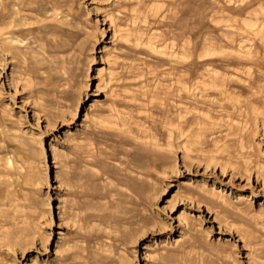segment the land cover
Segmentation results:
<instances>
[{"label":"rangeland","instance_id":"rangeland-1","mask_svg":"<svg viewBox=\"0 0 264 264\" xmlns=\"http://www.w3.org/2000/svg\"><path fill=\"white\" fill-rule=\"evenodd\" d=\"M0 264H264V0H0Z\"/></svg>","mask_w":264,"mask_h":264}]
</instances>
